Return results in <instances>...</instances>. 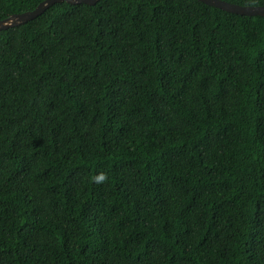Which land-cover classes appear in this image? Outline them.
Instances as JSON below:
<instances>
[{
    "label": "trees",
    "instance_id": "16d2710c",
    "mask_svg": "<svg viewBox=\"0 0 264 264\" xmlns=\"http://www.w3.org/2000/svg\"><path fill=\"white\" fill-rule=\"evenodd\" d=\"M0 264H264V18L99 0L0 30Z\"/></svg>",
    "mask_w": 264,
    "mask_h": 264
},
{
    "label": "water",
    "instance_id": "95a60500",
    "mask_svg": "<svg viewBox=\"0 0 264 264\" xmlns=\"http://www.w3.org/2000/svg\"><path fill=\"white\" fill-rule=\"evenodd\" d=\"M99 0H43L34 9L10 16L0 20V30H5L20 24H24L39 16L50 5L58 2L68 4L94 5ZM206 5L221 9L228 13L244 16H260L264 18V6H242L223 0H198Z\"/></svg>",
    "mask_w": 264,
    "mask_h": 264
}]
</instances>
